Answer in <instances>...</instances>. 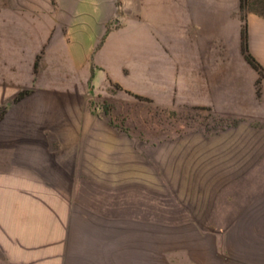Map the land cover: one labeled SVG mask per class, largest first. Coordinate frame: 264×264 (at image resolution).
Here are the masks:
<instances>
[{
  "label": "rangeland",
  "instance_id": "374dc122",
  "mask_svg": "<svg viewBox=\"0 0 264 264\" xmlns=\"http://www.w3.org/2000/svg\"><path fill=\"white\" fill-rule=\"evenodd\" d=\"M232 6L184 41L174 23L164 50L139 41L136 71L88 96L64 237L0 247V264H215L227 243L264 235V20L249 39L259 69L240 36L264 0Z\"/></svg>",
  "mask_w": 264,
  "mask_h": 264
},
{
  "label": "crops",
  "instance_id": "0c3cea01",
  "mask_svg": "<svg viewBox=\"0 0 264 264\" xmlns=\"http://www.w3.org/2000/svg\"><path fill=\"white\" fill-rule=\"evenodd\" d=\"M222 8L232 20V0H0L1 248L64 237L88 96L107 76L136 71L139 41L164 50V30L177 24L184 41ZM247 20L251 41L253 21L264 16ZM255 233L216 250L215 264H264V235Z\"/></svg>",
  "mask_w": 264,
  "mask_h": 264
},
{
  "label": "trees",
  "instance_id": "16d2710c",
  "mask_svg": "<svg viewBox=\"0 0 264 264\" xmlns=\"http://www.w3.org/2000/svg\"><path fill=\"white\" fill-rule=\"evenodd\" d=\"M243 10V0H240V11ZM243 25L241 27L240 36H241V50L246 59V61L254 68L259 69L260 64L250 53L249 45V26L247 16L242 17Z\"/></svg>",
  "mask_w": 264,
  "mask_h": 264
}]
</instances>
